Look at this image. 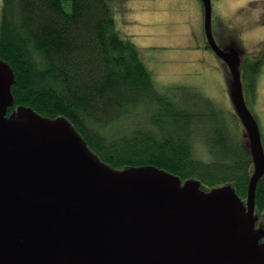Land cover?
<instances>
[{
    "label": "water",
    "instance_id": "obj_1",
    "mask_svg": "<svg viewBox=\"0 0 264 264\" xmlns=\"http://www.w3.org/2000/svg\"><path fill=\"white\" fill-rule=\"evenodd\" d=\"M201 3L253 163L246 200L230 184L206 191L154 167L116 170L66 118L23 106L9 113L16 80L0 60V264H264L255 228L264 145L246 101L243 54L219 45L212 0Z\"/></svg>",
    "mask_w": 264,
    "mask_h": 264
},
{
    "label": "trees",
    "instance_id": "obj_2",
    "mask_svg": "<svg viewBox=\"0 0 264 264\" xmlns=\"http://www.w3.org/2000/svg\"><path fill=\"white\" fill-rule=\"evenodd\" d=\"M112 1L3 0L0 60L16 80L9 113L23 106L50 119L66 118L116 170L154 167L183 181L200 180L206 191L230 184L245 201L253 163L243 127L240 133L232 126L233 114L208 97H174L160 84L159 89L139 49L119 34ZM257 3L247 8L246 24L225 27L228 39L218 42L243 54L247 104L264 66V52L255 58L246 53L242 32L251 26L264 44L258 31L264 0ZM202 33V50L213 53ZM199 141L212 162L197 156ZM256 212L264 213V177L256 189Z\"/></svg>",
    "mask_w": 264,
    "mask_h": 264
},
{
    "label": "rangeland",
    "instance_id": "obj_3",
    "mask_svg": "<svg viewBox=\"0 0 264 264\" xmlns=\"http://www.w3.org/2000/svg\"><path fill=\"white\" fill-rule=\"evenodd\" d=\"M200 1L113 0L112 5L119 34L129 38L139 49L159 89L158 84L168 89L174 97L210 98L228 114H233L232 126L237 127L241 133L242 125L228 98L229 79L226 68L214 53L201 48L200 31L204 33V28ZM252 1L255 3L251 4ZM257 1L263 0H212L213 30L220 44L228 39L225 27L233 24L240 26L243 21L246 24L249 18L247 8L259 7ZM2 3L3 0H0V14ZM251 28L248 26L245 30L244 27L242 32L246 53L255 58L256 52H264V44L260 42L259 36L249 31ZM258 31L264 36V25H260ZM261 71L256 96L248 107L257 116L264 145V66ZM204 148L199 141L196 145L197 156L212 162ZM256 217L255 228L263 230L264 213L256 212Z\"/></svg>",
    "mask_w": 264,
    "mask_h": 264
},
{
    "label": "flooded vegetation",
    "instance_id": "obj_4",
    "mask_svg": "<svg viewBox=\"0 0 264 264\" xmlns=\"http://www.w3.org/2000/svg\"><path fill=\"white\" fill-rule=\"evenodd\" d=\"M262 228H263V232H264V227H262ZM262 237H264V234H263ZM259 244H260V245L264 244V239L261 238V240L259 241Z\"/></svg>",
    "mask_w": 264,
    "mask_h": 264
},
{
    "label": "bare ground",
    "instance_id": "obj_5",
    "mask_svg": "<svg viewBox=\"0 0 264 264\" xmlns=\"http://www.w3.org/2000/svg\"><path fill=\"white\" fill-rule=\"evenodd\" d=\"M241 124V123H240Z\"/></svg>",
    "mask_w": 264,
    "mask_h": 264
}]
</instances>
